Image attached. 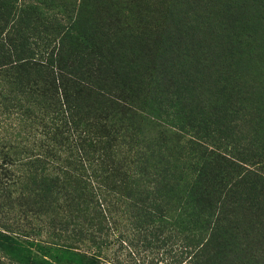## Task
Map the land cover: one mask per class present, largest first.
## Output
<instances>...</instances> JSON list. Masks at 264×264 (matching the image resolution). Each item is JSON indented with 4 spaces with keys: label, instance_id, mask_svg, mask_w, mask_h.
<instances>
[{
    "label": "rangeland",
    "instance_id": "obj_1",
    "mask_svg": "<svg viewBox=\"0 0 264 264\" xmlns=\"http://www.w3.org/2000/svg\"><path fill=\"white\" fill-rule=\"evenodd\" d=\"M69 27L76 37L73 42L66 39L65 45L76 57L80 49L114 57L118 76L130 86L124 93L135 103L133 114L125 113L113 127L129 125L137 137L118 136L96 146L98 150L108 147L127 160L132 146L133 160L146 162L150 172L168 168L185 177L193 172V161L205 154L196 134L200 129L207 137V152L225 150L244 161L243 183L232 193L244 194L240 206L251 209L253 218L260 209L262 233L257 237H264V0H0V34L8 30L12 37L23 34L38 49L52 50ZM91 56L95 58V53ZM91 103L93 113L84 116L88 109L83 108L84 119L98 122L96 132H111L100 120L104 114L113 118L114 109L102 106L101 114L102 107ZM211 157L215 159L205 178L211 191L208 211L222 206L227 213L232 198L225 200V193L235 172L216 152ZM19 191L9 187L0 195V264H29L32 256L53 264L54 256L65 257L59 264H91V238L58 233L46 204L37 205V198H23ZM223 224L213 230L204 253L230 264L232 248L227 242L233 235ZM254 233L258 231L239 238ZM207 236L201 231L199 237H162V248L155 253L138 239L134 247H141L142 253L133 250L139 264H172L179 259L201 264L198 249ZM117 247L113 243L105 253L112 256ZM97 264L112 263L102 259Z\"/></svg>",
    "mask_w": 264,
    "mask_h": 264
},
{
    "label": "trees",
    "instance_id": "obj_2",
    "mask_svg": "<svg viewBox=\"0 0 264 264\" xmlns=\"http://www.w3.org/2000/svg\"><path fill=\"white\" fill-rule=\"evenodd\" d=\"M70 27L50 51L32 46L33 42L23 34L12 37L9 30L0 34V195L9 187L13 191L20 189L23 198L31 195L37 198L35 204H46L58 233L91 238V264L102 259L112 264H124L123 259L127 264H139L134 241H144L145 249L155 253L162 248V237H199L201 231L208 232L198 249L201 264H224L204 253L212 243L213 230L219 231L223 222L233 235L227 242L232 248L230 264H264V237H257L262 233L258 230L260 209H255L253 218L251 209L246 211L240 206L244 194L232 193L243 183L245 173L240 170L245 163L239 156L230 157L225 150L214 149L235 172L225 193V200L232 198L231 207L227 213L222 206L208 211L211 191L205 178L215 152L205 149L208 143L203 131L195 128L200 151L205 154L193 161L195 168L185 177L176 176L168 168L150 172L149 167H144L146 162L133 160L132 146L127 160L118 151L110 153L108 147L98 150L96 146L110 144L118 136L122 140L137 137L129 125L113 127L125 113H131L135 103L124 93L130 86L118 76L120 71L112 63L113 56L109 58L100 50L86 53L80 49L76 57L65 45L66 39L73 42L76 37ZM108 52L111 54V50ZM91 53H95V58ZM93 100L98 107L114 109L111 119L103 107L100 111L105 115L101 126H110L111 132H96L93 128L98 122L90 117L84 119L82 110L88 109L84 116L92 114L89 109ZM233 208L237 210L231 212ZM212 221V226L208 225ZM254 231L258 233L252 237L239 238ZM113 243L118 247L109 256L105 250ZM134 248L140 256L141 247ZM51 259L56 264L65 261V257ZM179 260L172 264H188V259ZM27 261L53 264L49 259L33 256Z\"/></svg>",
    "mask_w": 264,
    "mask_h": 264
}]
</instances>
